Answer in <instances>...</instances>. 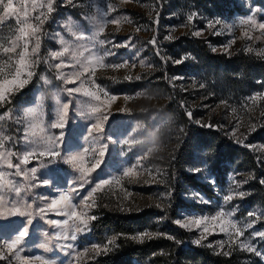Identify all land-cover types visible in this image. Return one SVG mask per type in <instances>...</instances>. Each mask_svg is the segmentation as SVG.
<instances>
[{
  "label": "rangeland",
  "instance_id": "1",
  "mask_svg": "<svg viewBox=\"0 0 264 264\" xmlns=\"http://www.w3.org/2000/svg\"><path fill=\"white\" fill-rule=\"evenodd\" d=\"M13 3L21 20L27 11V21L22 25L12 17L0 23V81L14 77L24 51L18 29L32 25L40 31L35 54L36 37L28 43L30 67L21 70L27 83L0 102V264H19L16 253L34 264L35 257L93 264L105 253L97 255L94 244L114 247L111 230L101 238L92 235L96 219L84 233L64 225L69 209L63 203L49 207L61 195L96 217L101 210H152L148 227L129 235L135 242L133 237L150 233L178 243L166 224L173 211L188 246L264 264V238L256 235L264 232V0H52L51 13L47 0ZM13 42L15 51L5 53ZM54 52L63 55L53 59ZM95 58L103 66L90 63ZM73 88L79 91H68ZM65 103L64 127H56ZM92 106L100 111L92 113ZM227 143L248 156H230ZM72 156L77 160L70 161ZM129 169L133 175L125 176ZM174 169L209 186L214 196L186 185L179 193L185 204L175 206ZM202 217L209 219L200 227L181 226ZM222 221L236 224L243 235ZM24 229L28 235L9 253L5 242Z\"/></svg>",
  "mask_w": 264,
  "mask_h": 264
},
{
  "label": "trees",
  "instance_id": "2",
  "mask_svg": "<svg viewBox=\"0 0 264 264\" xmlns=\"http://www.w3.org/2000/svg\"><path fill=\"white\" fill-rule=\"evenodd\" d=\"M27 90L29 94L32 87L29 86ZM28 94L26 96H29ZM227 145L228 147L226 146L225 150L230 156H248L246 149L229 143ZM252 169L257 174L259 173L255 162H252ZM174 176L176 179L175 188L171 193V198L175 206L185 204L181 201L179 193L186 185L201 189L209 197L214 196L209 186L194 177L180 173L178 169H174ZM261 176L264 178V173ZM256 186L259 188V183L256 182ZM173 215V211L166 215V224L168 230L178 238V243L159 237L150 238L143 242H135L129 238V235L148 227L151 218L154 216L152 210L140 214H122L115 211L101 210L97 219L92 223V235L101 238L105 230H111L117 235V238L114 247L110 251L99 255L93 264H139L148 259H151L153 264H243L238 255L223 257L210 253L205 249L188 246L186 244V233L174 224L172 221Z\"/></svg>",
  "mask_w": 264,
  "mask_h": 264
},
{
  "label": "snow or ice",
  "instance_id": "3",
  "mask_svg": "<svg viewBox=\"0 0 264 264\" xmlns=\"http://www.w3.org/2000/svg\"><path fill=\"white\" fill-rule=\"evenodd\" d=\"M33 8L36 7L35 2H33ZM40 7H45L44 4H41ZM47 12L51 13L53 11V7H52V0H47ZM19 11L20 9H18L14 3L13 0H0V12L3 13V15H0V23H3V21L5 19H9L12 17H15L18 21V23L20 24H26L27 21V11L25 10L24 12V19L21 20V17L19 15ZM191 19V18H190ZM241 23H245V21H241ZM259 29H261L262 31H264V23L259 24ZM20 35L17 37V40L20 39H24L25 40V44H24V51L19 53V63L18 66L16 67L15 70V74L14 77L12 79H7L4 81H0V102H7L10 94L17 89H22L24 87V85L27 83L26 79H22V69L25 67H30V64L28 63V52H27V47H28V43L30 42L32 37H36V44L35 46L32 48V53L35 54L37 49L39 48V38L36 36V34L40 31L39 27H34L32 25H27V27H20L18 29ZM16 43L13 42L11 47H7L4 48L3 51L5 53H9V52H14L16 49ZM64 51H67V48L64 49ZM63 53L61 52H54L52 53V58L53 59H58L60 56H62ZM90 63H98L101 66H103V62H102V58H95L94 60L90 61ZM177 63H180V61H177ZM124 65H116L115 67H122ZM56 68H60L61 64H57L55 65ZM28 75L30 76L31 73L29 72ZM69 92H78L79 89L73 88V89H69ZM85 96L91 97L94 100L99 101L100 97L98 95H96L95 92H91V91H85L84 92ZM105 95H107V93H105ZM115 97H113L114 99ZM68 108V104L65 103L61 109V113L59 116V123L54 125L56 127H60L63 128L64 127V120H65V116H66V109ZM100 111L99 106H92L91 107V112L92 113H98ZM104 119L106 120L107 117H104ZM33 127H35V125H33ZM94 128H96L97 130L99 129L100 125L96 124L93 126ZM35 133H33L34 135ZM0 146H2V141H0ZM41 155H45L44 152L40 153ZM49 155L55 156L57 155L56 152H51L48 153ZM32 155V153H28L27 155L24 156L23 158V162L27 163L28 162V158L29 156ZM101 155H103V152H101ZM70 161H75L77 160V157L72 156L69 158ZM9 167H13V165L9 164ZM16 167H19L18 165ZM95 167V166H93ZM33 172H35V169H32ZM82 172H87L89 171L88 169H81ZM200 169H194V172H199ZM125 176H131L133 175V172L131 169H129L128 171L124 172ZM0 176H2V174H0ZM43 184H47L48 181H42ZM109 181L105 180L102 182V184H98L96 186L95 189H93V192H95L97 189H100L103 184H108ZM261 183H264V181H261ZM17 193L19 194V189H16ZM240 195L242 196L243 193H240ZM88 198H85V201H87ZM227 200H231L232 197L228 196L226 197ZM64 204L65 207H67L69 209V211L67 213H65L68 216V220L63 221L62 223L64 225H68L69 227H71L74 230V233H84L87 232L89 230V223L90 221H93L95 219H97V217L95 215H88L86 211H77V206L74 204H71L69 201V197L67 195H61L59 197L58 200H53L50 204V208H56L58 205L60 204ZM94 203V201H93ZM85 207H87V204L85 203ZM43 211V210H41ZM225 214L223 212H221L219 214V216L222 218ZM209 218L208 217H202V218H195V219H189L187 220L186 223H183L181 226L183 227H189L190 225H195L197 227H200L201 225H203ZM211 219L213 221L217 220V217H211ZM69 221H71V224L69 225ZM50 223L52 224H56V221H50ZM176 223L181 224V221H176ZM223 223H227L228 227L230 229H235L236 230V234L237 235H243V231L239 228H237L236 224L232 223L231 221H222ZM204 231L207 232L208 229L205 227ZM221 231H224V228L221 227ZM28 235V231L27 229H24L23 231H20L17 238L12 240L11 242H5L4 247L8 250L9 253H14L17 245H20L21 241ZM257 236H259L260 238H264V232L261 233H257ZM145 237H151L150 233H141L139 236L137 237H133V239L138 240L139 242H143V239ZM71 239H76V235L73 234L71 236ZM115 240V237L112 238V240H110L108 243H113V241ZM196 244H200L201 241L198 239L195 241ZM241 247L245 248L247 251L249 252H254L257 256H261V252L257 251L251 244H244L241 243ZM92 249L96 252L97 255L100 254L101 251H104L105 253L109 250L107 245L104 246L103 249H101L99 244H94L92 246ZM85 251H88L87 249ZM225 255H229V253H224ZM17 255V259L19 261V264H34V261L32 258H22L18 255V253H16ZM81 253H77L76 258L79 259ZM0 258L2 257V254H0ZM35 262H38V264H53L52 261H49L47 259H43L41 257H35Z\"/></svg>",
  "mask_w": 264,
  "mask_h": 264
}]
</instances>
